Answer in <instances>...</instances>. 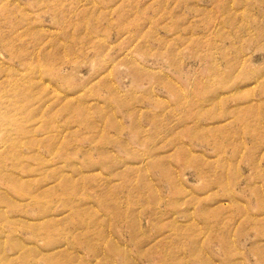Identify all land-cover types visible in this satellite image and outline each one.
Masks as SVG:
<instances>
[{
  "label": "rangeland",
  "instance_id": "1",
  "mask_svg": "<svg viewBox=\"0 0 264 264\" xmlns=\"http://www.w3.org/2000/svg\"><path fill=\"white\" fill-rule=\"evenodd\" d=\"M0 264H264V0H0Z\"/></svg>",
  "mask_w": 264,
  "mask_h": 264
}]
</instances>
